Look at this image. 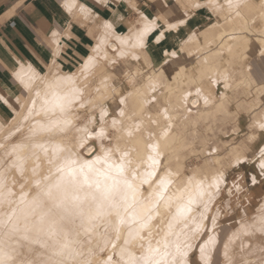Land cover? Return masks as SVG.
<instances>
[{
  "label": "crops",
  "instance_id": "obj_1",
  "mask_svg": "<svg viewBox=\"0 0 264 264\" xmlns=\"http://www.w3.org/2000/svg\"><path fill=\"white\" fill-rule=\"evenodd\" d=\"M206 1L200 0L201 5ZM184 3L185 0H172L167 12H163L159 0H0V97H3V101H0V119L5 122L13 113L9 101L18 107L20 100L28 96L29 91L24 84L31 77L42 74H47L48 78L61 74L68 78L79 76L82 94H89L90 89L96 87L98 97L103 96L102 90L106 84L111 94L107 101L111 113L115 109L118 114V98L123 95L126 98L124 110L134 116L144 112V120H141L144 125L148 126V120L152 118L155 122L161 119L163 128L171 126L166 163L178 175L179 171L168 163L172 158L180 160L181 148L192 147V143H188L184 136L185 128L187 132V128L195 126L197 129L211 127L215 136L219 137V142L230 145L225 155L247 157V162L240 168L221 171L213 167L209 160L199 166L194 165L192 173L197 171L208 180L213 178L211 175L222 174V186L220 181L219 189H212V198L215 196V199L208 216V220H211L210 230L217 211H214V207L218 208L217 201L226 183H234V189H227L230 197L226 204L230 208L234 191L240 192L244 188L240 180L233 181L234 175L242 174L246 180L249 179L250 188L259 187L264 182L257 147L264 148V144L260 143V130L254 128L255 124L264 120V86L258 81V73L253 71L264 49V10L260 11L254 0H241L240 10L236 11V20L242 28L240 42L236 46L229 43L230 51L225 56L216 57L213 54L220 44L212 43L218 30L213 25L225 20L223 14L229 17L232 13L214 10L206 4L188 12L183 7ZM186 12L190 23L178 25L172 30L167 29L165 24L144 36L143 49L136 47L137 36L147 21L160 18L178 23L172 17L184 18ZM250 24L257 28V32H245ZM223 30L225 33L222 34ZM228 30L222 27L217 37L223 41L229 34ZM161 32L165 35L160 36ZM172 45H183L181 57L169 56L175 50ZM236 54H241V57H234L229 63L228 60ZM176 59H179V64L174 62ZM208 64L217 66L220 71L225 70L229 87L225 86L223 80L217 82L215 77L203 75L202 70ZM181 73L185 76L183 82H178ZM150 84L156 85V99L145 103L153 95ZM96 102L92 99L85 107H92ZM181 126L184 128L180 129ZM221 147L223 145H215V150ZM252 152L256 153L255 156L250 155ZM212 158L218 161L221 155ZM193 174L187 175V178ZM252 177L256 178V183L251 182ZM177 184L182 186L183 183ZM263 199L264 193L257 206L262 211ZM262 211L258 214L255 211L252 217L243 208L241 216L244 221L239 219L240 226L236 228L246 232L241 228L245 222L244 228L249 225L245 229H250V236L261 238L262 235L252 236V233L257 230V226L259 228L260 223L262 225L260 215L263 214L259 215ZM256 217L260 221L255 220ZM253 218L259 223L254 228L252 226L256 222ZM215 227L214 231L223 238L225 233L237 231L236 228L225 231ZM263 230L259 232L264 236ZM199 251L193 262L190 256L191 264H203L199 260Z\"/></svg>",
  "mask_w": 264,
  "mask_h": 264
},
{
  "label": "snow or ice",
  "instance_id": "obj_2",
  "mask_svg": "<svg viewBox=\"0 0 264 264\" xmlns=\"http://www.w3.org/2000/svg\"><path fill=\"white\" fill-rule=\"evenodd\" d=\"M209 3L214 5L215 0ZM240 3L235 0V7H240ZM159 4L161 11L167 12L172 0H159ZM201 6L200 0H185L183 5L188 12ZM228 6L233 7L234 0H228ZM172 18L178 23L160 18L147 21L137 36L136 47L143 49L144 36L165 24L172 30L190 23L187 12L184 18ZM171 47L175 50L169 53L170 57L182 56L183 45ZM174 62L179 64V59ZM253 71L264 86V51ZM68 83L69 78H57L46 83L43 92L37 91V99L30 101L28 116L24 117L33 119L29 136L10 149L0 144L4 149L0 163V264H17L11 242L19 241L27 242L32 254L25 264H189L190 239L202 228L192 215L194 206L206 192L210 195L208 190L219 189L222 174L214 176L207 187V177H189L176 192H171L174 177L178 176L166 163L171 126L157 131L138 118H129L123 108V95L118 98V114L115 109L109 113L101 106L98 116L89 117V123L100 125L98 129L86 128L83 138L54 143L49 157L47 148L30 141L40 136L65 135L73 126V108H85L81 92L63 90ZM149 87L153 95L145 103L156 99V85ZM110 115L108 124L106 118ZM254 128L260 130V143L264 144V120ZM87 140L91 145L85 143ZM30 147L43 149L49 167L46 173H37L33 168L17 194L13 173L25 177L26 152ZM257 147L264 177V148ZM246 162L247 157L235 159L237 166ZM251 182L256 183V178L252 177ZM200 219L206 218L201 214ZM261 221L264 226V216ZM154 236L160 238L154 240ZM211 242L209 237L199 245L203 264H212L206 255Z\"/></svg>",
  "mask_w": 264,
  "mask_h": 264
},
{
  "label": "rangeland",
  "instance_id": "obj_3",
  "mask_svg": "<svg viewBox=\"0 0 264 264\" xmlns=\"http://www.w3.org/2000/svg\"><path fill=\"white\" fill-rule=\"evenodd\" d=\"M225 1H228V0H224L223 2H221L220 0H215L214 5L210 4L209 0L206 1L205 3H203V4H206L209 7L213 8L214 10L222 9V10H225V13H232L231 16H229V17L228 16L226 17V15L223 14L222 18H225V20L223 22H220L217 25L216 24L213 25V28L217 27L218 30H217V33L215 34V38L212 41V43L220 44V46L215 49V52L213 54L216 57L225 56V54H227L230 51L231 46L229 43H232L236 46L240 42V39H241V35L239 33L242 31V28H240L239 21L236 20V13H237L236 11H239L240 7H238V8L235 7V0H234V6L233 7H229L228 2L226 3ZM254 2H256L258 4V9L260 11L264 10V0H254ZM240 6H241V3H240ZM222 27H226L229 29L228 30L229 34L225 36L223 41L217 37V34L219 33V31ZM254 31L257 32V28H255L253 24H250L248 26V29H246L245 32L252 33ZM263 34H264V30H263ZM243 37L246 38V35H244ZM232 40H235V41L232 42ZM263 42H264V39H263ZM263 51H264V49H263ZM234 57L240 58L241 54H239V55L236 54L235 56H232L228 60L229 63H231V60L234 59ZM218 69L219 68L217 66H215L213 64H208L205 66V68H204V70H202V72H203V75H205L206 77H208V76H211V78L215 77L217 82L220 80H223V82L225 83V86L229 87L230 86L229 81L225 77V74H226L225 70L223 69L220 71V69L219 70ZM46 75L47 74H42L41 76H36L34 78L31 77V78L27 79L24 86L28 89L29 94L26 98L20 100V104L18 107H15L10 101L8 102V105L12 108L13 113H10V118H8L7 121H5V122L0 119V144L6 145L10 149L13 144L20 143V142L24 141L29 136L28 129L33 124L32 117H29V119H27V120L24 117L28 116L27 109H28V107H30V101L32 99H37V97L35 96V93L37 91L43 92L45 84L48 83L49 81H52V80L57 79V78H59L60 80H64V78H68L64 74L56 75L55 78H53V77L48 78ZM184 76H185V74L183 73L179 77L178 82H180V81L183 82ZM80 80H81V78H79V76L78 77L75 75L69 76V83L66 86H64L63 90L68 91L69 89H75V90L81 92L80 91L81 90L80 84H79ZM84 81H86V80H84ZM153 83H155V82H153ZM96 92H97V88L93 87L92 89H90L89 94H83V102L85 104L90 102V100H92V99L94 101L97 100V102L93 103L91 105L92 107L88 106L87 108L85 107L84 109H80L79 107H77V109L73 108L72 117H71L73 120V126L66 130L65 135L56 136L55 138H50L48 136H40V137H37L34 141H30V143L43 145L45 148L48 149V156L51 157V149H52V146L54 143L60 142V141H63L64 143H69L73 140V138H76V139L83 138L84 137V129H86V128L91 129L93 127H96L98 129L100 125L89 123V117L98 116L100 109H101V106L103 108L105 107L106 111L111 113V111H110L111 109L107 105V101L110 98L111 94H109L110 92L108 91V86L106 84H104V86H103V90H102L103 96L102 97H98L96 95ZM143 95H144V93H143ZM144 97H145V95H144ZM145 99H146V97H145ZM263 107H264V105H263ZM125 112L129 118H138L139 120H144V117H145L144 112L137 113V115H136L137 117L132 115L131 112H128L126 110H125ZM178 117H177V121H178ZM106 119H107L108 124H110L112 116L110 115ZM148 121H149V125L146 126V124H145L146 127L153 128L154 130H157V131L163 128V126L160 124V123H162L161 119L157 120L156 124H154V125L150 123L151 121H153L152 118H149ZM157 122H159V125H157ZM178 122H180V121H178ZM143 123H144V121H143ZM181 128L183 129L184 127L181 126L180 129ZM175 129H178V128H175ZM17 130H19V131H17ZM187 130L189 132L188 131L186 132V128H185L184 136L186 137V139H187L186 141L188 143L189 142L192 143L191 144L192 147L191 148H181L179 151L180 157L178 156L180 158V160L178 161V160H175L174 158H172L168 163L173 169L178 170L180 173L177 177H174V179L176 180L175 185H178L177 183H184L185 182L187 175L192 174V172L194 171V165L199 166L200 163H203L207 160H209L210 164L213 167H216L218 171L224 170L226 168L234 170L236 167H238L237 165H235V159L238 156H232L231 154L225 155L226 151L230 148V145H228L226 143L219 142L218 141L219 137L215 136L216 134L213 132V129L211 127L197 129L195 126L193 128H187ZM200 131H204V132L200 133ZM85 143L88 145H91L90 140L85 141ZM97 143H99V142H97ZM215 145H223V147H221V149L216 151ZM232 145H235V144H232ZM192 148L195 151H193ZM217 154L221 155L220 160L218 159L219 162L215 161V159L212 158V157H215ZM26 156H27V159H26L25 165H24L25 177H20L18 174L13 173V176L15 177V179L17 181L16 185L14 186V191L17 192V194L20 191V184L24 183L25 179L32 175V169L33 168L36 169L37 173H41V172L46 173L47 169L49 167V165L47 164V158L45 157L44 151L40 147H30L29 150L26 152ZM84 158H87V150L84 151ZM3 159H4V149L0 148V163L3 162ZM184 161H185V163H184ZM240 167L241 166H239V168ZM238 171H236V172H238ZM172 172H174V171H172ZM224 177L225 176H223V178ZM235 180L236 181L240 180L243 183L244 188L240 192L234 191L233 194H235V196L232 197L233 203L231 204L232 208H230V207H227V204H226L227 199L230 197L227 189L229 187L234 189V183L230 182V181H228L226 183V188L223 190V193H222L220 199L217 201V203L219 205L217 207L221 208L222 216H221V219L219 220V223L215 227V229L221 228V229H224L225 231H227V230H230V229L232 230V229L238 227L240 225L239 219L244 218L243 216H241L242 215V209L245 208L247 210L248 215L252 216V214L256 211L257 206L261 202V199H262L263 193H264V182H262L259 185V187L257 186L254 188L253 187L250 188L249 179L246 180V178L242 174L241 175H234L233 181H235ZM209 181L207 179L205 185H207V183ZM175 185H173L172 187H174ZM25 190H27V189H25ZM218 208L214 207V211L217 210ZM210 225H211V220L209 219L208 220V226H207L205 232H203L199 236L198 239H196V240L193 239L190 242V243H192L194 241L196 242L195 249L190 254L192 262L195 259H197V257H198L199 245H201L202 241L210 233V230H209ZM155 231H156V229H154V232ZM240 232L244 233L241 230L239 231V233ZM242 233H240V235ZM226 234L227 233H225L224 235H226ZM233 234L238 235V231L234 232ZM257 234H259V233H255V235H257ZM161 235H162V233H161ZM244 235H247V234L244 233ZM234 236L235 235H233L232 238ZM241 236H240V238L237 237L239 240H243V241L238 243L240 246L236 245L238 241L235 244L233 243L234 245L231 244L232 247L228 243V246H229L228 250L229 251L227 250L228 251L227 255H229V256H227V258L225 255L223 256V254L220 253V251H222L221 247L224 245L223 239L220 240V243L217 246V252H219L218 259H217L216 263L214 262V264H230L231 262H232L231 264H261V262L264 261V255H263L264 251L262 250V249H264V247H263L264 243L261 244V242H260L262 240H263L262 242H264V239L259 238L261 240H259V242H255V240L258 241L255 238L244 236V238H245V240H244V239H242ZM248 236H250V235L248 234ZM159 238H160L159 236H154V240L159 239ZM234 239H236V236H235V238H233V241H234ZM231 240L232 239H229V242H231ZM96 242L97 241L94 240V243H96ZM242 242H244V243L240 244ZM11 243H12V247L15 248V250H16L15 251L16 259L20 260L19 264H25L26 261L32 259V254L29 251V246H28L27 242L19 241V242H11ZM256 243L258 246L260 244V246L257 247L255 245ZM254 246L257 249L256 248L254 249ZM33 247H35V246H33ZM240 247L241 248L244 247L245 251H247V252L245 253L244 249L242 248V252L244 251L243 254L239 255V253H236V251L241 250ZM259 248L262 250L261 252H263L262 255H261V252L259 251L260 250ZM249 250H250V252H249ZM256 250L259 251L257 253L260 256H258V254L256 253ZM242 252H240V253H242ZM247 253L250 256H248ZM245 256H248V258L247 257L245 258ZM251 256L253 258H251ZM228 258H230V259L227 260ZM242 259H244V260H242ZM230 260H231V262H229Z\"/></svg>",
  "mask_w": 264,
  "mask_h": 264
},
{
  "label": "bare ground",
  "instance_id": "obj_4",
  "mask_svg": "<svg viewBox=\"0 0 264 264\" xmlns=\"http://www.w3.org/2000/svg\"><path fill=\"white\" fill-rule=\"evenodd\" d=\"M223 33H225V30H223L222 31V34ZM102 97V96H101ZM141 101V100H140ZM143 104V103H142ZM21 109V108H20ZM170 139V136L168 137V139H167V141H166V144H168V140ZM170 170H172L171 168H170ZM177 174V173H176ZM193 174V173H192ZM191 175V174H190ZM207 176V175H206ZM190 177H193L194 178V180H199V179H202V178H205V176H201V175H199L198 173H197V171L192 175V176H190ZM211 177H214V176H212L211 175ZM189 178V177H188ZM187 178V179H188ZM208 179V178H207ZM212 179V178H211ZM225 179V178H224ZM209 181V180H208ZM211 181V180H210ZM222 179H221V186H222ZM175 185V184H174ZM205 186H207V185H205ZM181 186H179V185H175L174 187H172V189L170 190L171 192H176V190L177 189H179ZM193 187H194V185H193ZM212 189H210V190H208L209 192H210V195L206 192V194H205V196L202 198V200L200 201V203H198L197 205H195L194 206V211H193V213H192V215L196 218V220H197V222H199V223H201L202 224V228H201V231L198 233V234H196L195 236H192L191 237V239H190V242L193 240V239H198L199 238V236L202 234V232H203V230L205 229V227L207 226V220H208V216H209V213H210V210H211V206H212V203H213V198L215 197L214 195V197L212 198V191H211ZM215 191H216V189H214ZM220 191V190H219ZM214 193V192H213ZM216 194V193H215ZM217 194H219L218 192H217ZM216 194V195H217ZM215 199V198H214ZM263 201H264V199H263ZM262 201V202H263ZM264 203V202H263ZM263 203H261V206H262V204ZM204 205H206V207L204 206ZM261 206H260V208H261ZM259 208H257V210H258ZM263 209V208H262ZM256 210V214H258L257 212H261L262 210L261 209H259L258 211ZM264 210V209H263ZM221 209L220 208H218L217 209V211H216V215L214 216V220H215V223L211 226V228H210V231H211V233H209L208 234V236L202 241V243L201 244H203V243H205L206 241H208L209 240V237H211L212 238V242L207 246V248H206V255L210 258V261L211 262H215L216 263V261H217V259H218V254H219V252H217V250H216V246H218V244L220 243V240L221 239H223V243H224V245L221 247L222 248V251H220V253H222L223 254V256L225 255L226 256V258H227V256H229V255H227L228 254V249H229V246H228V243L230 244V246L232 247V245H234L237 241V246L239 245L238 243L239 242H241V241H243V240H239L238 238H240V236L242 237V239H244L245 240V238H244V236H248V234L249 235H251L248 231H250V229L247 231V229H245L247 226H249V225H247V226H245V228H244V225H246V223L244 222L243 224H241V228L243 227V230L244 231H246V232H244V233H246L247 235H244V233H242V232H240V233H242L241 235H240V233H239V229L238 228H236L237 229V231H238V235L237 234H233L232 232H233V230H232V232H231V234H226L225 235V237L223 238V237H221L219 234H218V232H215L214 231V227H215V225L217 224V221L219 220V217L221 216ZM264 211H262V213H259V215L260 214H263V215H260V216H264V213H263ZM201 214H203V216L206 218V219H203V220H201L200 219V217H201ZM253 215H255V214H253ZM259 215H257V216H259ZM260 216L258 217V218H260ZM252 217H254V216H252ZM251 217V218H252ZM243 220V219H242ZM252 220H254V218L252 219ZM252 220H250L249 221V223L251 224L252 223ZM255 220H258L257 219V217H256V219ZM254 220V222H256ZM260 220H261V218H260ZM260 220H258V221H260ZM244 221V220H243ZM245 221H248V220H245ZM248 223V224H249ZM253 224V223H252ZM251 224V225H252ZM259 225V223H254L253 224V228L256 226V225ZM250 225V226H251ZM240 226V225H239ZM238 226V227H239ZM260 226H262L261 225V223H260ZM259 226V228H258V226H257V228H255V229H257V230H259V231H261V230H263L264 229V226H262V227H260ZM240 228V229H241ZM251 228V227H250ZM253 228H251V232H253L254 230H253ZM262 228V229H261ZM254 231L252 234V236H254L255 235V233H259V234H257V235H262L263 236V233L262 234H260V232L259 231ZM235 231V230H234ZM236 231V232H237ZM242 231V230H241ZM248 232V233H247ZM262 232H264V230L262 231ZM235 235L236 236V239H234V241H233V238H235V236L232 238V236L233 235ZM240 235V236H239ZM244 235V236H243ZM256 235V236H257ZM220 236V237H219ZM231 236V237H230ZM261 236V238L262 239H264V236L262 237ZM230 237V238H229ZM238 237V238H237ZM251 237V236H250ZM232 239L231 240V242H229V239ZM253 238V237H252ZM255 238V237H254ZM251 239V238H250ZM255 239H257L258 241H256ZM254 240H255V242H259V240H261V239H259L258 238V236H257V238H255ZM236 240V241H235ZM253 240V239H252ZM263 241V240H262ZM262 241H260L261 242V244H263L264 242H262ZM245 242V241H244ZM244 242H242V243H240V244H243ZM234 243V244H233ZM195 244H196V242L194 241V242H192L191 243V245H192V247L188 250V257H187V259H188V261H189V264H191V262H190V254H191V252L193 251V249H194V246H195ZM232 244V245H231ZM259 244V243H258ZM257 247H259L260 246V244H259V246L257 245V243L255 244ZM240 246V245H239ZM262 247V246H261ZM264 247V246H263ZM262 247V248H263ZM241 248V247H240ZM243 249H244V251H245V248L244 247H242ZM242 248H241V250H239L240 252H242ZM247 248V247H246ZM256 247L254 246V249H255ZM239 249V248H238ZM257 249V248H256ZM260 249V248H259ZM228 250V251H227ZM263 251H264V249H262ZM261 249L259 250L260 252L262 251ZM239 251H236V253H239V255L240 254H243V252L242 253H240ZM259 251H257L256 250V253L257 252H259ZM200 252V251H199ZM247 251H245V253H246ZM249 252H250V250H249ZM255 252V251H254ZM262 253L263 252H261V255H262ZM258 254V253H257ZM246 255V254H245ZM247 255L248 256H250L248 253H247ZM264 255V254H263ZM244 256V255H243ZM248 256H245V258L247 257L248 258ZM258 256H260L259 254H258ZM232 257V256H231ZM230 257V258H231ZM225 258V259H226ZM230 258H228L227 260H229ZM251 258H253L252 256H251ZM242 260H244V259H242ZM249 261V260H248ZM253 261V260H252ZM229 262H231V260L229 261ZM20 263V260H17V264H19ZM232 263V262H231ZM230 263V264H231ZM264 264V261L263 262H261V264Z\"/></svg>",
  "mask_w": 264,
  "mask_h": 264
}]
</instances>
